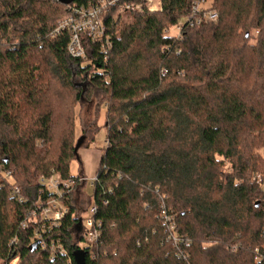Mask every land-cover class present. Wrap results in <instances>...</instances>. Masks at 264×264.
Returning <instances> with one entry per match:
<instances>
[{"label":"trees","instance_id":"trees-1","mask_svg":"<svg viewBox=\"0 0 264 264\" xmlns=\"http://www.w3.org/2000/svg\"><path fill=\"white\" fill-rule=\"evenodd\" d=\"M208 1L218 20L184 28L180 38L164 24L183 19L192 0L124 11L131 21L122 26L108 14L109 49L84 38L79 59L67 51L66 32L52 34L65 3L0 0V166L10 172L0 173V264L14 251L18 264H76L78 250L85 264H264V187L250 179L264 176V0ZM47 69L66 97L51 99ZM91 91L100 100L83 118V138L93 137L105 105L90 195L100 236L81 244L66 193L65 215L44 235L60 237L67 252L50 260L48 245L28 249L36 223L20 224L37 199L56 195L38 177L78 178L69 174L76 142L67 104ZM161 211L173 217L177 242Z\"/></svg>","mask_w":264,"mask_h":264},{"label":"built area","instance_id":"built-area-1","mask_svg":"<svg viewBox=\"0 0 264 264\" xmlns=\"http://www.w3.org/2000/svg\"><path fill=\"white\" fill-rule=\"evenodd\" d=\"M51 2H59V0H50ZM206 0H192L190 11L184 16L183 19L177 23H171L172 29L176 31V38H180L182 29L194 28L205 23H215L218 20L219 15L213 9L205 7ZM65 15L60 17L52 30V34H58L60 32H66L68 34V42L66 45L68 53L79 59L86 58V51L83 45V39L87 38L90 41H97L102 51H107L110 46V40L105 35V19L110 14L113 7L115 8V14L122 13V11H136L147 10L161 11V5L158 0H86L85 3H65ZM113 18V17H111ZM114 19V18H113ZM170 26V25H169ZM0 173L3 177L10 175L9 171H3L0 166ZM38 182L43 189L54 192L53 198H49L43 202L37 199L33 203V208L30 209L25 219L21 222V228L24 229L28 226L29 222L36 223L33 230L34 241H39L37 248H45L49 246L52 251L50 260H53L57 255L67 252L64 243L59 238H50L47 240L44 233L51 228L58 227L60 220L66 213V206L64 204V197L67 195L73 184L74 179L62 180L59 176L54 174L48 176L38 177ZM96 176L94 177V179ZM94 179L92 181H94ZM91 181V183H92ZM12 194L18 196V200H23L22 195L19 193L18 186L12 188ZM96 211V206L91 203L86 217L88 227H82L79 230V234L83 237L81 244L83 246H91L95 244L100 236L99 222L92 219V215ZM164 221L167 223L168 230L170 231V237L173 242H177L180 238L176 235L174 228L175 223L173 217L167 215L164 211H161ZM264 227V226H263ZM264 235V228H263ZM17 238L12 239L11 244L16 245ZM31 242V243H32ZM15 247V246H14ZM14 251V250H13ZM258 253V250H256ZM257 259L263 258V256H257ZM20 262V254L18 251H14L13 255L3 260L1 264H18ZM69 264L70 261H68Z\"/></svg>","mask_w":264,"mask_h":264},{"label":"rangeland","instance_id":"rangeland-1","mask_svg":"<svg viewBox=\"0 0 264 264\" xmlns=\"http://www.w3.org/2000/svg\"><path fill=\"white\" fill-rule=\"evenodd\" d=\"M208 5L209 1L206 0L204 6L208 7ZM116 7L117 6L113 7V9L111 10V17L118 20L121 26L129 23V21H131L129 13L122 11V13H118L116 16ZM171 23L172 22L170 21H166L164 24V30H166L170 34L175 35L176 31L172 29L173 27L171 26ZM73 70H75V65H73ZM44 78L47 85L49 84L52 89H55V91H51L53 93L51 99H53V97H55L59 92L61 96L63 95L64 97H66V95H68L66 91L62 90V88L60 87L57 77L55 75L52 76L48 69L45 70ZM76 81H80L79 78H76ZM92 90L94 91V89ZM93 91H91L88 95L85 94V99H83L84 101L81 104L78 101H72L70 97L68 99L69 104L65 103L64 101H60L61 103L59 104V106H63L62 111H64L65 108H68L67 106H69L73 111L75 120L73 129L74 143H77V141L83 135V118H92L93 112L96 109V101L100 100V97L95 96ZM104 111L105 105L101 104L97 110V113L95 114V126L97 128L93 132V137L91 138V135L89 134L88 136H86V138L83 139V141L77 147L76 156L70 161L69 174L78 177L77 179L73 180L71 188L67 190V194H70L69 198L71 202L74 204V206H76L77 214L79 215L80 220V225L75 229V234H79V230H81L82 227H88L86 217L91 206V181L95 177L94 175L98 166V158L100 153L102 152V149L104 148L103 146L105 145L106 133L103 126L105 121ZM56 120L57 121L51 124L52 126H54V124H59L57 116ZM34 128H39L38 123H34ZM54 175L58 176L57 173ZM250 179L251 181H254L256 185L259 184L264 187V176L260 172L253 173Z\"/></svg>","mask_w":264,"mask_h":264},{"label":"water","instance_id":"water-1","mask_svg":"<svg viewBox=\"0 0 264 264\" xmlns=\"http://www.w3.org/2000/svg\"><path fill=\"white\" fill-rule=\"evenodd\" d=\"M61 3H68L70 2V0H59ZM83 136L77 141V143L75 144L74 148H75V152H77V147L78 145L83 141ZM259 202L256 203V206L258 205ZM80 225V221L78 222ZM39 243V241H34L30 244V246L28 247L29 250H34L37 247V244ZM73 260L76 264H85L84 263V252L81 250L75 251L73 254Z\"/></svg>","mask_w":264,"mask_h":264}]
</instances>
